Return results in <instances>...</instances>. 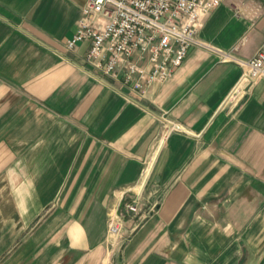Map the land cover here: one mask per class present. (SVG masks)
Segmentation results:
<instances>
[{"label":"crops","instance_id":"0c3cea01","mask_svg":"<svg viewBox=\"0 0 264 264\" xmlns=\"http://www.w3.org/2000/svg\"><path fill=\"white\" fill-rule=\"evenodd\" d=\"M85 3L0 0V264H264V0L144 96L68 48Z\"/></svg>","mask_w":264,"mask_h":264},{"label":"built area","instance_id":"2783aa9c","mask_svg":"<svg viewBox=\"0 0 264 264\" xmlns=\"http://www.w3.org/2000/svg\"><path fill=\"white\" fill-rule=\"evenodd\" d=\"M224 0H86L69 49L89 42L92 72L122 82L145 95L149 86L168 81L191 47L202 44L204 20ZM243 79L264 76V45L246 62ZM131 210L136 211L134 206ZM111 231L117 227L111 225Z\"/></svg>","mask_w":264,"mask_h":264},{"label":"water","instance_id":"95a60500","mask_svg":"<svg viewBox=\"0 0 264 264\" xmlns=\"http://www.w3.org/2000/svg\"><path fill=\"white\" fill-rule=\"evenodd\" d=\"M94 75V74H93ZM94 76H96L98 79H100V80H102L100 77H98L97 75H94ZM165 119V118H164ZM165 120H167V119H165ZM167 122L171 125V126H174V125H172V123L170 122V121H168L167 120Z\"/></svg>","mask_w":264,"mask_h":264},{"label":"rangeland","instance_id":"374dc122","mask_svg":"<svg viewBox=\"0 0 264 264\" xmlns=\"http://www.w3.org/2000/svg\"><path fill=\"white\" fill-rule=\"evenodd\" d=\"M114 233V232H113Z\"/></svg>","mask_w":264,"mask_h":264}]
</instances>
